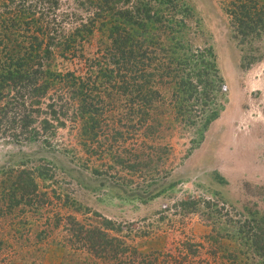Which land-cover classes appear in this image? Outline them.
Instances as JSON below:
<instances>
[{
  "label": "rangeland",
  "instance_id": "rangeland-1",
  "mask_svg": "<svg viewBox=\"0 0 264 264\" xmlns=\"http://www.w3.org/2000/svg\"><path fill=\"white\" fill-rule=\"evenodd\" d=\"M185 2L192 15L182 43L211 49L222 78L206 105L218 116L203 127L207 111L195 97L182 114L173 85L165 83L156 101L163 113L154 111L135 131L137 118L123 110V88L112 85L115 78L100 77L108 113L99 116L104 123L91 140L75 126L74 111L61 119L66 126L56 122L49 142L0 137V264H110L70 241V220L102 226L110 219L111 235L145 253L171 250L184 259L183 242L189 255L187 243H201L187 257L190 264L224 263L211 254L215 250L240 252L238 224L217 219L205 201L218 202V215L231 210L229 216L244 220L243 214L264 213V29L239 34L226 0ZM108 28L106 22L94 29L84 42L86 56L109 45ZM56 62L63 70L86 72L79 60ZM23 170L38 184L24 198L18 183ZM190 201L197 207L183 205Z\"/></svg>",
  "mask_w": 264,
  "mask_h": 264
},
{
  "label": "trees",
  "instance_id": "trees-1",
  "mask_svg": "<svg viewBox=\"0 0 264 264\" xmlns=\"http://www.w3.org/2000/svg\"><path fill=\"white\" fill-rule=\"evenodd\" d=\"M0 137L17 141L49 140L52 131L66 123L61 119L74 111L75 126L87 141L98 135L107 109L101 102L100 77L115 78L112 85L123 88L126 117L137 118L135 131L142 129L161 96L159 85H173L178 110L190 112L186 102L195 97L205 107L203 127L218 116L207 108L219 90L221 76L214 52L193 50L182 43L181 33L192 15L185 0H0ZM63 4L67 8L62 9ZM69 9V10H68ZM226 11L236 31L250 37L264 29V0H226ZM101 21V22H99ZM108 22L109 45L91 56L83 52L84 42L97 26ZM129 25V26H128ZM131 27L133 29H131ZM57 57L84 66L85 73L63 70ZM120 78V79H118ZM169 81H164V80ZM159 81V82H158ZM71 118V119H72ZM62 121V122H60ZM160 124V123H159ZM151 132H156L154 127ZM120 134H122L120 132ZM49 142V141H48ZM21 197L36 193L35 177L26 170L18 178ZM215 217L238 224L240 252L215 250L211 254L222 264H243L258 258L264 262V213L218 215V202L206 200ZM197 201L183 205L197 207ZM217 209V210H216ZM72 240L95 259L110 264H190L195 247L183 242L177 256L171 250L140 252L124 238L111 235L113 221L87 226L70 220ZM194 250H192V247ZM188 247V246H187ZM188 257V259H187ZM242 257V258H241ZM219 258V259H218Z\"/></svg>",
  "mask_w": 264,
  "mask_h": 264
}]
</instances>
